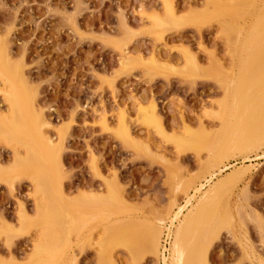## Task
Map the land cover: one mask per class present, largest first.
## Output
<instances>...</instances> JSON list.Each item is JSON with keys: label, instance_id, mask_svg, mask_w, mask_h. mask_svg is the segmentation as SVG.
<instances>
[{"label": "rangeland", "instance_id": "rangeland-1", "mask_svg": "<svg viewBox=\"0 0 264 264\" xmlns=\"http://www.w3.org/2000/svg\"><path fill=\"white\" fill-rule=\"evenodd\" d=\"M241 1L235 29L227 32L224 15L212 20L202 17L206 0H0V69L4 71H0V112L8 108L3 92L10 89L8 79L16 85L23 112L30 113L29 123L39 111L49 119L38 133L35 122L28 132L5 135L0 131V257L12 255L17 263L26 262L40 234L38 226L21 220V213L36 214V186L31 178L37 170L32 161L36 155L42 157L45 136L56 144L58 161L38 168L50 173L48 189L60 187L68 207L77 205L76 200L97 207H84L82 231H71L68 255H75L71 264H112V260L114 264H163L160 255L145 249H138L135 256L130 253L127 246L134 242L130 236L139 234L131 230L158 228L162 248L170 241L165 240L166 231L169 228L171 235L177 224L172 218L175 211L185 204L182 212L186 213L191 207L187 198L195 201L194 187L201 183V191H208L217 178L240 164L248 167L241 177L226 179L209 192L218 197L216 212L225 211L228 222L209 234L204 264H264V149L227 153L218 162L213 159L216 149L224 145L215 143L222 126L217 113L225 99L218 79L225 84L235 79L239 59L233 50L240 49L238 40H248L264 2ZM167 5L181 23L156 28L152 18L165 16ZM193 13L200 16L198 23ZM153 56L157 67L148 65ZM195 57L203 67H216L211 72L219 74L192 73L190 59ZM152 104L161 129L142 121ZM139 108L145 109L143 113ZM122 118L136 145L118 136ZM202 128L207 144L215 143V150L177 147V138H190L187 129L201 133ZM16 154L31 159H26L27 170L18 175L15 171L13 176L10 168ZM115 190L123 196L121 207ZM46 196L41 201L48 212ZM121 219L138 224H122L132 240L118 237L109 243L107 238L123 229L117 226ZM4 224L21 231L9 236ZM62 263L68 264L66 257Z\"/></svg>", "mask_w": 264, "mask_h": 264}, {"label": "bare ground", "instance_id": "bare-ground-1", "mask_svg": "<svg viewBox=\"0 0 264 264\" xmlns=\"http://www.w3.org/2000/svg\"><path fill=\"white\" fill-rule=\"evenodd\" d=\"M263 1L264 0H262L261 2ZM206 3H207V8L203 11L204 14L202 12L200 13L201 15L203 14L202 17H205L206 20H209V19L212 20L213 18L215 17L217 18V16H220L219 14H221L222 16L224 15L226 17V19L224 20L226 31L230 32L233 29H235L234 22L238 19V14H239V11L241 10L240 9L241 5L244 4L241 0H206ZM262 5H264V2ZM261 6L260 8L258 7L259 10L256 9L258 13L256 14V17L254 18V21L252 24L253 29H252L251 34H249L248 40L246 42H243L244 39L242 41L238 40L236 44H239L240 49L238 46H236L238 48L237 49L234 48L233 50V52L238 51V54L240 53V55H238L236 54V52H234L237 60L239 59V62H238L239 65H235V66H238V68H236L235 70L236 74L232 71L235 74L234 75L235 79L231 76L233 80L231 79L232 81L229 80L230 82L229 81L227 82L226 80L228 78L226 77L227 79L225 78L226 79L225 81L227 82V84L222 83L218 79V82H220L219 83L220 86L223 87L225 99L221 103L220 111L217 113V116L221 120L222 126H220L221 127L220 136L216 138L215 143L222 142V144L224 145H222L221 148L216 149V147L214 146L215 143L214 145L211 144L212 146H210V142L207 144V141L209 140H207V134L205 133V131L203 132V130L205 129L202 128L201 133H195L187 129L186 133L190 136V138L188 140H186L187 138L184 139V137L177 138L175 140V143H177V147L179 146L182 148L183 146L188 145V147L190 148H195L193 149L195 151L196 150L199 151L204 148L206 149L208 148L209 150H211V148L213 149L215 147L214 150L215 149L219 150L215 158H213L215 159L216 162L221 160V158H223V156L226 155L227 153L236 152V151L240 153H248L252 151L256 152V150L261 149V148L264 149L263 148L264 147V11H263V6L262 7ZM195 16L193 17L194 19L196 18L198 19V20L197 19L195 20L198 23L200 16L199 15H195ZM152 20H153L152 21L153 25L155 24L154 26L156 28L158 27L160 28L162 26L164 27L171 26V24L175 25L179 21L181 23V18L180 20L177 19L176 11L173 9L171 5H167L165 16L163 17L155 16L154 18H152ZM213 55L214 53L211 54L210 58H212ZM2 60L3 59L0 55V62ZM190 61H191L190 70L191 72L193 71L192 73L200 72V70H201V74L197 73L199 76H202V75L207 76V74L213 75V74L218 73L216 72V70H214L216 67L211 66L214 68L212 72L215 71L216 73L211 72L210 66L203 67L200 63L197 62V58L196 60L194 58L193 59L191 58ZM190 61L188 59L189 64H190ZM156 63L158 64L157 59H155V56H153L151 58L150 63H148V65L150 64L152 67H155V66L157 67ZM160 67H163V65L162 66L160 65ZM7 68L9 69V71L11 70L9 64ZM204 68L206 69L203 70ZM206 70H208L209 72ZM0 71L4 72L1 69ZM192 75L195 76V74H192ZM21 78H23V76ZM7 82L9 83L10 89L8 91H3V92L5 95L4 100L8 102V106H7L8 108L5 109L6 110L5 112L3 113L0 112V131L4 133L5 135H12L13 133H19L21 131L28 132V129H31V127H33L30 124H33V122H35L37 124L34 126L37 127L38 125L37 127L38 130L36 131L38 133L40 127L42 128V126L49 124V121H48L49 119H46L43 116L42 112L39 111L38 113H36V116H35L36 119L31 117L32 123H29L30 113H28L27 116H29V118H27V116L25 115L26 112L24 113L23 108L19 105L18 103L19 101L17 100V95H16V85L13 83V81H10L8 79H7ZM144 110L145 109H142L140 112ZM157 111L158 110H156L155 104H154L151 108L150 113H146L144 111V113L142 112L143 115L141 113L140 114L142 115V121L145 124L147 125L154 124L156 127L161 129V124H160L161 121L159 120L160 117L157 116ZM27 123L29 124L27 125ZM201 125H202V122H201ZM29 126L31 127L29 128ZM117 128L118 130L117 129L116 130H117L118 136L123 138L125 142L127 141L131 142L133 145L137 144V143L135 144V137L132 135L124 118L120 119L119 126ZM31 130H33V128ZM226 135H230V138L227 139L225 137ZM41 141H42L43 146L46 148L44 150V153L42 152L41 154L42 157H39V155H36V157L30 156L32 158L35 157L33 159L34 161L31 160L32 162H34V163L31 162V163L32 165L34 164L33 167L35 168L33 167L31 168L37 170V175H34L31 178L34 185L36 186L35 187L36 214L34 217H29L25 215V213H21V220L23 222H27V221L31 222V224L33 223L34 225L38 226L40 229V234L38 235L37 241L33 245V249H32V252L30 253V256L28 257L26 262L24 263L22 262L21 264H60L62 263L65 257L67 259L68 264H71L74 261L72 256H74L75 258L74 254H71L72 256L70 257L68 255V249H71L70 245L72 244L71 231L73 232V230L75 231L78 230L77 233L82 231L81 228L83 229L82 225L84 223L81 221V219H83L81 218V214H82L83 209L87 208L89 204L85 206L83 205L86 203H83V205H79V204H82L81 201L78 200L80 201L79 203L76 200V203H78L77 205L73 204L74 206L69 205L70 207H68L67 198L63 197L62 190L60 187L54 186L53 190L48 189L49 188L48 182L50 183L49 178L51 176L49 175L50 173L48 171H44V168H45L44 166L46 167L52 166L51 162H53V160L55 161L54 162L55 165L58 164V161L55 158L57 148H56V144H54L53 140L50 139V137L42 136ZM21 158L23 160L31 159L29 157L24 158L16 154L17 161H15L14 165L10 168L12 172L11 171L9 172L13 173L16 171L15 174L17 173L16 175H18L21 173L20 170L22 169L24 171L27 170L24 168L28 167L27 163L29 166L30 164L29 162H27V160L22 161ZM246 159H249V158H246ZM20 163H23L22 166ZM41 165L44 167L42 169L43 172L39 170L42 168ZM247 168L248 167L240 164L239 166L231 170L229 174L227 173V175L221 178H217V180L214 181V184H212V186L209 188L208 191H205V192L201 191V188H202L201 183H199V185L194 187L193 191L195 192V195L198 194L197 196H194L193 194L192 198H195L194 199L195 201L192 203L190 202L192 199L190 200V198H187L188 200H186L185 202L189 203L191 207L188 209L186 213L182 212V209L185 207V204H184V207L182 205V207H179L175 211L172 218L174 220H177V224L174 225L173 230H171V235L169 232L170 231L169 228H168L169 231L168 232L166 231L167 239L165 240L166 241L170 240V241H168L167 244H164L162 248L159 247L161 231H159L158 228L146 229L143 227V230L144 229L146 230L145 232H141V230L139 229H142V228L141 227L138 228L137 223L131 222V220H134V218H132L131 220L128 219V221L126 220L125 222L121 219L123 222L120 221L121 223H119L117 226L123 227L124 225L125 226L128 225L129 227H131L132 225V227L134 226L137 228H134L132 230L130 229V230L132 232L136 231L140 235L135 233L136 235L134 234V237H132L133 233L132 234L129 233L128 227H125V228L123 227L119 235H111L107 238V241L109 243H112L118 237H122L125 240L132 238L134 239L133 244L132 245L130 244L131 246L130 245L127 246L131 254L135 256L136 252H139L138 249L142 248V249H145L146 251L151 252L156 257L160 255V258L163 264H204L205 259H206L205 258L206 256L205 245L207 244L206 242H207V238L209 237V234H213L214 231L220 225L228 222L227 221L228 217L226 216V214H224L225 211L223 214L221 213L219 214L216 212L217 210L216 204L218 201L217 200L218 197H216V195L212 197L211 195H209L210 194L209 192L214 191V190L216 191V187L218 186V184L223 182L226 179H229V178L237 179L241 177L247 171ZM15 174L13 173L12 175L16 176ZM115 192L117 193V190H115ZM45 195H47L46 197H49V198H45L49 200L47 202L48 204L46 205V209H48V212L45 211L43 202L41 201V198ZM89 197L93 198L92 196H89ZM89 197H86V198H89ZM116 198L122 201L123 196L118 192L116 195ZM84 201H89V199L88 200L85 199ZM58 205L60 208L62 207L61 210H57L56 206ZM98 205H102V204L98 203ZM118 205H120L118 207L123 206V201H122V204L118 203ZM113 206L115 207L117 205H113ZM90 207H96V204H94V206L89 205V208ZM123 208L127 209L128 207L126 208L123 207ZM224 210L226 209L224 208ZM226 212L228 211L226 210ZM125 219L126 218H124V220ZM88 221H89V218H88ZM80 222H82L81 225H80ZM85 222L87 223V220ZM113 223L111 224L116 225ZM112 225L110 226L113 227ZM115 228L116 227H114V229ZM3 231H5L9 236H14L18 234L21 231V229L19 228L16 229L14 226L4 224ZM107 234L108 232L106 233V235ZM138 236H140V238ZM137 237L139 239H136ZM55 241H57L58 244L51 246L53 243H55ZM102 242H105V240ZM56 245L57 246L59 245V246L57 247ZM165 245H168V247H166ZM55 246L56 248H53ZM112 261L111 263L114 264ZM0 264H20V263H17L15 261V257L11 255V257L8 259L4 257L3 258L0 257Z\"/></svg>", "mask_w": 264, "mask_h": 264}]
</instances>
